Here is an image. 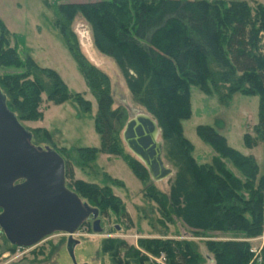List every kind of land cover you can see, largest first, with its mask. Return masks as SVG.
<instances>
[{"label": "trees", "instance_id": "obj_1", "mask_svg": "<svg viewBox=\"0 0 264 264\" xmlns=\"http://www.w3.org/2000/svg\"><path fill=\"white\" fill-rule=\"evenodd\" d=\"M57 15L54 26L63 35L96 102L98 151L121 156L119 136L127 113L113 101L110 78L80 52L70 30L76 17L88 27L95 51L114 64L131 100L157 123L163 160L172 175L167 179L166 194L149 188L146 195L161 217L168 223L178 220L192 237L205 238L209 264H264V243L254 258L241 238L218 240L211 236L229 232L254 238L264 232L263 186L253 185V162L228 148L210 128L199 127L201 140L220 158L231 161L244 179L234 177L217 160L211 165H198L179 125L187 115L189 86L215 94L225 89L226 93H220V102H227L233 93L257 94L258 119L254 137L246 139V145H264V43L260 38L264 34V6L257 4L250 9L243 1L221 0H98L59 4ZM0 68L19 70L0 76L5 106L19 123L41 119V94L54 105L69 97L56 72L37 67L27 55L21 58L15 45L9 46V33L1 21ZM73 98L88 111V101L78 94ZM30 132L32 146L49 144L45 130ZM55 151L59 156V151L63 152ZM77 152L81 162L88 164L97 150L81 148ZM121 157L140 182L147 180L139 162ZM63 162L65 185L72 179V171ZM70 184L79 200L98 214L107 207L114 214L127 216L108 187L80 180ZM84 225L89 231L88 222L81 227ZM195 248L191 241L173 239H139L137 248L117 239H103L101 243V252L108 254L112 264H147L143 253L163 255L162 264H203L205 257ZM7 250H13V246Z\"/></svg>", "mask_w": 264, "mask_h": 264}, {"label": "rangeland", "instance_id": "obj_2", "mask_svg": "<svg viewBox=\"0 0 264 264\" xmlns=\"http://www.w3.org/2000/svg\"><path fill=\"white\" fill-rule=\"evenodd\" d=\"M79 1L92 2L93 0H0V12L10 22L11 32H13V35L9 34V46L15 45L19 56L22 58L23 54L27 55L37 67L56 72L69 94L64 102L57 105L47 102L45 95L41 94L39 104L41 119L22 121L20 124L29 132L42 129L48 133L49 144L40 143V148L46 146L54 151L63 150V152L59 151L60 157L67 162L72 171V179L65 181L70 191L73 190L70 183L74 180L92 183L98 187L106 186L113 197L122 204L123 211L127 215L125 217L114 214L106 207L97 216L101 228L98 233H93L90 222L86 221L90 230L87 231L84 225L72 235V238L77 241L73 248L75 264H112L108 254L101 252L103 239H117L135 248L139 239L187 240L193 242L197 252L203 258L205 257L203 264H209V259L206 257L210 258V256L206 253L203 244L205 238L192 237L176 219L168 223L158 213L156 204L147 197L149 188L153 192L166 194L167 179L152 183L147 177V180L140 182L121 157L133 158L125 149L121 139V156L98 151L100 139L94 127L95 99L87 90L63 35L53 23V19L58 16L59 4ZM221 1H243L250 9H254L257 4L264 6V0ZM86 27L79 17L74 18L70 24V30L75 34L80 52L92 64L86 53L92 45L89 29ZM260 38L261 43H264V34ZM94 67L110 78L113 101L115 104L119 103L122 91L120 84L123 86V83L118 72L115 79L105 66ZM18 71L0 68V76ZM218 93H205L196 86H189L186 99L187 115L179 121L181 134L190 143L191 157L196 164L211 165L217 160L226 171L242 181L244 177L239 170L228 159L220 158L206 142L201 140L197 135V129L210 128L224 140L228 148L250 159L255 166L253 185L254 187L259 184L263 186L264 213V145L260 142H256L250 148L246 145V139L252 140L254 137L253 128L258 119L259 96L233 93L227 102H220V93H226V90L220 88ZM76 94L89 102L88 111L82 109L74 100L73 97ZM126 101L130 106L138 107L128 94ZM81 148L97 150L88 164L81 162L77 152ZM211 236L218 240L241 238L248 243L254 258L264 243V232L254 238H245L243 234L236 236L229 232L214 233ZM2 237L3 235H0V264H72L65 250L67 236L64 233L54 232L34 247H13L11 251L7 250L10 245ZM143 254L147 258V264L163 263L160 260L163 255L156 257Z\"/></svg>", "mask_w": 264, "mask_h": 264}, {"label": "water", "instance_id": "obj_3", "mask_svg": "<svg viewBox=\"0 0 264 264\" xmlns=\"http://www.w3.org/2000/svg\"><path fill=\"white\" fill-rule=\"evenodd\" d=\"M86 53L94 66H105L117 79L109 59L92 45ZM120 86L119 103L127 113L121 142L152 183L164 181L172 170L163 160L157 123L142 108L130 106L127 91ZM30 139V133L6 108L0 91V232L10 246L18 248L34 247L54 232L64 233L66 253L75 264L73 248L77 241L72 235L88 220L91 231L100 232L98 211L65 187L63 159L49 147L32 146Z\"/></svg>", "mask_w": 264, "mask_h": 264}, {"label": "crops", "instance_id": "obj_4", "mask_svg": "<svg viewBox=\"0 0 264 264\" xmlns=\"http://www.w3.org/2000/svg\"><path fill=\"white\" fill-rule=\"evenodd\" d=\"M95 1H97V0H93L92 2H95ZM84 2H86V1H79V2H77V3H84ZM0 21L4 24V26H5V28L7 29V31H8V33L9 34H11V35H13L12 33L13 32H11V26H10V22H8L5 18H4V16H3V14H1V12H0ZM87 28V27H86ZM15 36V35H14ZM39 122V121H38Z\"/></svg>", "mask_w": 264, "mask_h": 264}, {"label": "flooded vegetation", "instance_id": "obj_5", "mask_svg": "<svg viewBox=\"0 0 264 264\" xmlns=\"http://www.w3.org/2000/svg\"><path fill=\"white\" fill-rule=\"evenodd\" d=\"M35 147H36V146H35ZM37 147H40V146H37ZM42 148H43V147H42ZM16 183H19V182H16ZM16 183H15V184H16ZM88 222H90V221L88 220ZM0 235H2L1 232H0Z\"/></svg>", "mask_w": 264, "mask_h": 264}, {"label": "built area", "instance_id": "obj_6", "mask_svg": "<svg viewBox=\"0 0 264 264\" xmlns=\"http://www.w3.org/2000/svg\"><path fill=\"white\" fill-rule=\"evenodd\" d=\"M163 262V258L160 259Z\"/></svg>", "mask_w": 264, "mask_h": 264}]
</instances>
